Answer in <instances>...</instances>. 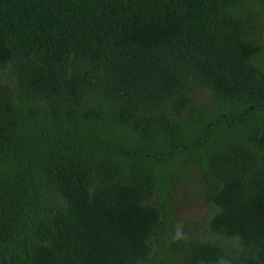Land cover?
<instances>
[{"label":"trees","instance_id":"obj_1","mask_svg":"<svg viewBox=\"0 0 264 264\" xmlns=\"http://www.w3.org/2000/svg\"><path fill=\"white\" fill-rule=\"evenodd\" d=\"M0 72V264H264V0H0Z\"/></svg>","mask_w":264,"mask_h":264},{"label":"rangeland","instance_id":"obj_2","mask_svg":"<svg viewBox=\"0 0 264 264\" xmlns=\"http://www.w3.org/2000/svg\"><path fill=\"white\" fill-rule=\"evenodd\" d=\"M5 79L10 80L12 74L0 72ZM206 99L207 96L205 97ZM202 181L191 173L177 192L175 201V220L178 222L177 234L186 238L191 237L197 224L204 223L213 213L207 205L202 194ZM202 231L204 235H210L209 231ZM204 239V237H202Z\"/></svg>","mask_w":264,"mask_h":264}]
</instances>
